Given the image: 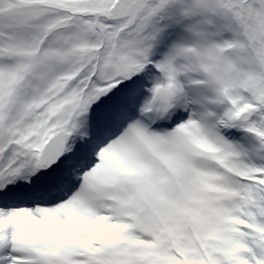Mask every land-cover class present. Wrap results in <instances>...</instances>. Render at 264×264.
<instances>
[{
    "label": "snow or ice",
    "instance_id": "snow-or-ice-1",
    "mask_svg": "<svg viewBox=\"0 0 264 264\" xmlns=\"http://www.w3.org/2000/svg\"><path fill=\"white\" fill-rule=\"evenodd\" d=\"M0 264H264V0H0Z\"/></svg>",
    "mask_w": 264,
    "mask_h": 264
}]
</instances>
